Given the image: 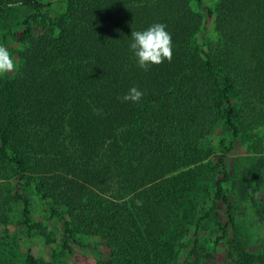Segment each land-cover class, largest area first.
Instances as JSON below:
<instances>
[{"label": "trees", "instance_id": "16d2710c", "mask_svg": "<svg viewBox=\"0 0 264 264\" xmlns=\"http://www.w3.org/2000/svg\"><path fill=\"white\" fill-rule=\"evenodd\" d=\"M60 2L66 11L35 33L32 20ZM21 4L38 13L24 21L19 73L0 83V163L65 219L63 246L93 237L108 249L100 264H177L190 227L199 233L213 219L212 197L229 216L215 245L234 223L227 257L264 264V252L246 251L224 184L248 195L262 164L235 176L223 155L216 179L206 142L223 124L264 155V0H217L207 10L215 38L206 42L193 0H0V13ZM157 22L171 34L173 55L145 71L131 32ZM133 86L142 99L123 101ZM16 196L29 229L55 242L33 223L25 194ZM4 203L0 222L8 223ZM1 255L0 264H17L12 248ZM26 262L55 264L31 252Z\"/></svg>", "mask_w": 264, "mask_h": 264}, {"label": "rangeland", "instance_id": "374dc122", "mask_svg": "<svg viewBox=\"0 0 264 264\" xmlns=\"http://www.w3.org/2000/svg\"><path fill=\"white\" fill-rule=\"evenodd\" d=\"M216 2L217 0H202L199 4L197 0H193L195 8L204 19V26L198 37L200 42L215 38L214 18L207 15V10L214 9ZM65 11L64 2L42 8L44 16L32 20L35 33L42 32L48 27V20L45 18L50 17L55 20ZM36 13L38 11L33 6L22 4L9 7L0 13V46L8 49L16 64L13 72L0 75V83L15 78L19 73L22 63L20 51L24 47L22 38L27 28L24 21ZM206 142L212 147V155L208 161L216 179L222 177V169L218 166V162L223 155H226L225 160L230 173L235 176L245 167L262 164L259 175L251 179L252 190L248 195L240 196L238 189L233 188L232 182L224 183L226 192L233 202L237 229L245 238L246 251L253 255L262 254L264 252V212H258V205L261 208L264 207V155L253 153L248 141L241 137H234L223 124L206 138ZM12 173L13 171H7L5 164L0 163V208L5 202L4 206L11 210L8 223L0 222V257H2L1 252L8 248H12L17 264H28L26 258L29 252L40 260L55 264H100L101 260L108 256L106 246L93 237L78 238L79 243L71 239V248L64 247L62 241L66 228L65 219L51 214L46 202L35 190L34 184L24 188L19 177L11 175ZM211 187H214V184H210ZM19 191L23 192L30 202L33 223L43 224L49 231H53L55 242L48 243L38 230L29 229L23 216L24 203L16 199ZM7 195L15 198L8 200ZM206 207H212L213 219L205 223L199 233H196L195 226L190 227L189 232L182 239L177 264H235L227 257L228 242L235 233L234 223L229 224L227 235L217 245L214 243V240L222 235V228L229 219L226 206L215 203L212 197H208ZM197 239H199V245L195 247ZM199 247L203 249V257L197 259L196 250Z\"/></svg>", "mask_w": 264, "mask_h": 264}, {"label": "clouds", "instance_id": "9594fccd", "mask_svg": "<svg viewBox=\"0 0 264 264\" xmlns=\"http://www.w3.org/2000/svg\"><path fill=\"white\" fill-rule=\"evenodd\" d=\"M129 48L136 58L138 66L147 71L150 65L161 64L172 59L171 34L163 23H153L144 30H132ZM16 69L13 57L8 49L0 46V75ZM144 93L137 86L131 87L121 98L123 101L139 102Z\"/></svg>", "mask_w": 264, "mask_h": 264}]
</instances>
